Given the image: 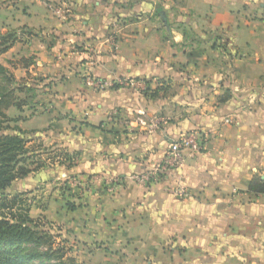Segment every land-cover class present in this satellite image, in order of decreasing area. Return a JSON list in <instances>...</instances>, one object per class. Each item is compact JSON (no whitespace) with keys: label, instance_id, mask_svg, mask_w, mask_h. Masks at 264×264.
Returning <instances> with one entry per match:
<instances>
[{"label":"crops","instance_id":"1","mask_svg":"<svg viewBox=\"0 0 264 264\" xmlns=\"http://www.w3.org/2000/svg\"><path fill=\"white\" fill-rule=\"evenodd\" d=\"M9 34L5 133L45 164L6 192L76 264H264V0H0ZM192 131L201 152L139 179Z\"/></svg>","mask_w":264,"mask_h":264},{"label":"trees","instance_id":"2","mask_svg":"<svg viewBox=\"0 0 264 264\" xmlns=\"http://www.w3.org/2000/svg\"><path fill=\"white\" fill-rule=\"evenodd\" d=\"M13 40L16 37L12 34L0 35V54L8 49V43ZM0 77L7 84H13L11 75L2 64ZM13 91L12 87L0 92V264H76L74 257L67 256V251L71 249L63 246L54 248L55 236L41 226L40 218L30 215L32 200L29 192H6L15 180L27 177L45 164L40 157H36V150L28 145L29 140L22 129L14 127V132L5 133L11 128L9 122L12 119L5 110L13 102ZM228 98L229 95L221 100ZM55 151L48 158L61 157L60 165L72 168L74 155ZM259 180L261 184L253 182L251 190L264 191V181ZM69 206L75 208L70 203ZM43 246L45 250L41 249Z\"/></svg>","mask_w":264,"mask_h":264},{"label":"built area","instance_id":"3","mask_svg":"<svg viewBox=\"0 0 264 264\" xmlns=\"http://www.w3.org/2000/svg\"><path fill=\"white\" fill-rule=\"evenodd\" d=\"M129 82L131 85L137 83L136 81L132 80ZM86 83L98 89H103L108 85V81L98 79L93 76H88L86 78ZM146 126L149 127L148 125ZM203 148L204 136L200 132L192 131L185 133L178 139L170 142L166 154L163 158V161L156 165V167L153 169V172L141 173L139 174V179L141 181H150L151 174L159 178L160 176L165 175L167 172L177 167H180L183 164L184 151H188L191 154H195L201 152Z\"/></svg>","mask_w":264,"mask_h":264},{"label":"rangeland","instance_id":"4","mask_svg":"<svg viewBox=\"0 0 264 264\" xmlns=\"http://www.w3.org/2000/svg\"><path fill=\"white\" fill-rule=\"evenodd\" d=\"M12 81H13V78H12ZM14 82V81H13ZM12 87H15V84L13 83V84H7L4 80H3V78L2 77H0V92H2L4 89H10V88H12ZM18 86H16L15 88H17ZM25 87L26 86H23L22 84H21V89H23V92L25 93V91H24V89H25ZM20 89V88H19ZM30 93V92H29ZM26 94H28V93H26ZM20 99V98H19ZM21 101H25V99H20ZM91 185V184H90ZM61 187H63L64 189H66L67 190V188L65 187V183H62L61 185H60ZM34 192V194H33V197L35 198L36 196H39V199H38V201H42V202H46L47 201V199L45 198L46 197V194L48 193V191H47V189H44V187H39V188H37V189H35V191H33ZM44 203H42V205L44 204ZM41 219V218H40ZM41 223H42V225L41 226H43L44 227V229H46V230H48L53 236H55V238H54V244H53V247L55 248V247H61V246H63V247H66L67 249H71V247H69L66 243H65V240L62 238V236H61V233H59V232H57L58 230H60V227H58V226H55V227H57V228H55L56 230H51V225H49V222L47 221V220H45L44 218L41 220ZM41 249L42 250H45L46 249V247L45 246H43V247H41ZM68 253H67V256H69V257H73V253H71V251H67Z\"/></svg>","mask_w":264,"mask_h":264}]
</instances>
